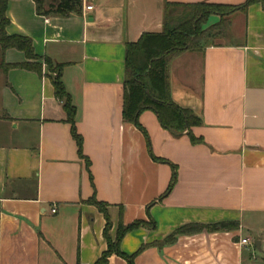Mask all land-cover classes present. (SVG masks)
<instances>
[{
  "label": "crops",
  "instance_id": "obj_1",
  "mask_svg": "<svg viewBox=\"0 0 264 264\" xmlns=\"http://www.w3.org/2000/svg\"><path fill=\"white\" fill-rule=\"evenodd\" d=\"M82 1L81 13L68 16H40L35 0L8 4L7 34L30 38L42 62L63 66L83 147L80 155L43 63L41 74L5 72L4 65L28 61L0 48V264H96L108 244L93 200L106 205L113 241L120 226L148 225L119 244L127 256L146 246L134 264H264L255 254H264L257 227L264 222L263 4L211 15L200 48L170 65L173 102L201 120L192 129L201 143L193 145L151 111L139 116L145 134L125 121L127 45L163 32L168 3L240 7L248 0ZM154 158L177 168L176 185L160 202L173 171ZM228 223L167 243L187 226ZM108 264L128 263L114 254Z\"/></svg>",
  "mask_w": 264,
  "mask_h": 264
},
{
  "label": "trees",
  "instance_id": "obj_2",
  "mask_svg": "<svg viewBox=\"0 0 264 264\" xmlns=\"http://www.w3.org/2000/svg\"><path fill=\"white\" fill-rule=\"evenodd\" d=\"M10 0H0V48L2 53L14 49L22 52L27 61L25 64L4 65V71L12 69H23L42 73V64L34 51L33 42L30 38L22 36H9L7 28L10 21L7 17L8 4ZM255 3L264 0H248L240 7L213 5L207 3L195 5H183L168 3L165 6L163 32L159 34H144L138 42L128 44L125 62V82L123 96V116L126 122L132 123L145 134L140 126L139 116L151 111L158 117L161 126L173 134L179 136L184 133L188 135L193 145H198L201 140L193 136L192 129L201 125V120L195 113L186 108L176 105L171 98L170 88V65L174 59L185 52L196 51L209 37V33L203 29L207 19L215 14L219 16L230 15L238 10H247ZM37 13L40 16L80 14L83 9L82 0H55L48 3L47 0H35ZM224 25L216 29L221 30ZM52 70L54 65L48 59L43 60ZM56 79L52 80L55 98L62 104L67 114V123L71 125V132L75 140L79 154L82 155L83 142L75 127L76 109L73 106L71 96L66 92L62 83L63 66L55 67ZM155 161L171 166L173 174L166 193L161 196L159 202L166 198L177 182V168L169 162L154 158ZM103 213L106 226L104 237L108 244L107 251L101 256L96 264H108L109 258L116 254L124 258L128 264H134V260L146 248L142 247L132 256H127L119 249L123 237L140 227H148L143 222H135L129 226H120L116 239L110 237L112 223L106 210V205L92 201ZM153 225V224H152ZM230 224L213 226H187L167 239V243L173 242L176 235L195 231H208L211 233L228 229ZM236 226V225H235ZM152 228V227H150Z\"/></svg>",
  "mask_w": 264,
  "mask_h": 264
},
{
  "label": "rangeland",
  "instance_id": "obj_3",
  "mask_svg": "<svg viewBox=\"0 0 264 264\" xmlns=\"http://www.w3.org/2000/svg\"><path fill=\"white\" fill-rule=\"evenodd\" d=\"M54 1L55 0H48V3H51V2H54ZM9 9H10V11H12L11 13H12L14 19L19 17L20 11L17 8H14V9L9 8ZM39 62H42V61L41 60L40 61H36L35 63H39ZM42 63H43V67H44V70H45L46 74L51 78V80L56 79V73H57V71L55 70L56 68L54 67L52 70H50V68L46 65L45 62H42ZM257 227H258V229H260V231L262 230L261 231V235L264 236V222L258 224ZM255 254L259 258L264 257V254L259 252V251H257Z\"/></svg>",
  "mask_w": 264,
  "mask_h": 264
},
{
  "label": "built area",
  "instance_id": "obj_4",
  "mask_svg": "<svg viewBox=\"0 0 264 264\" xmlns=\"http://www.w3.org/2000/svg\"><path fill=\"white\" fill-rule=\"evenodd\" d=\"M86 10L87 11H93V7L92 6H88L87 8H86ZM56 213V209H52V214H55ZM249 244V242L247 241V240H243L242 242H241V245L242 246H247Z\"/></svg>",
  "mask_w": 264,
  "mask_h": 264
},
{
  "label": "water",
  "instance_id": "obj_5",
  "mask_svg": "<svg viewBox=\"0 0 264 264\" xmlns=\"http://www.w3.org/2000/svg\"><path fill=\"white\" fill-rule=\"evenodd\" d=\"M255 248L260 250V244L259 243L255 244Z\"/></svg>",
  "mask_w": 264,
  "mask_h": 264
}]
</instances>
